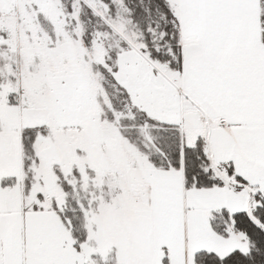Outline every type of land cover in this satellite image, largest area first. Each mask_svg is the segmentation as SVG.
<instances>
[{"label": "snow or ice", "instance_id": "6c2138e0", "mask_svg": "<svg viewBox=\"0 0 264 264\" xmlns=\"http://www.w3.org/2000/svg\"><path fill=\"white\" fill-rule=\"evenodd\" d=\"M0 264H264V0H0Z\"/></svg>", "mask_w": 264, "mask_h": 264}]
</instances>
